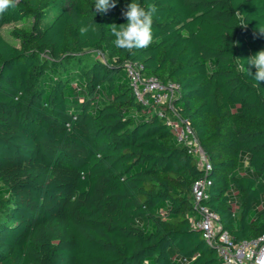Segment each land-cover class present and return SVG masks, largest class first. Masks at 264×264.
<instances>
[{
	"label": "trees",
	"instance_id": "1",
	"mask_svg": "<svg viewBox=\"0 0 264 264\" xmlns=\"http://www.w3.org/2000/svg\"><path fill=\"white\" fill-rule=\"evenodd\" d=\"M94 2L18 0L0 15V264H224L191 221L205 169L170 107L147 115L125 62L179 84L174 107L211 164L202 203L234 241L257 238L264 82L236 58L247 69L264 49V0H135L157 11L152 43L133 53L108 27L127 23L132 0L93 18ZM92 19L99 32L81 36ZM100 47L106 59L85 57Z\"/></svg>",
	"mask_w": 264,
	"mask_h": 264
},
{
	"label": "built area",
	"instance_id": "2",
	"mask_svg": "<svg viewBox=\"0 0 264 264\" xmlns=\"http://www.w3.org/2000/svg\"><path fill=\"white\" fill-rule=\"evenodd\" d=\"M125 68L141 104L155 106L160 115L165 114L166 107L171 108L177 117L167 115L166 123L172 128L177 140L189 146L200 161V166L205 169L204 175L193 183V201L198 209L197 214L191 217L193 225L202 230L206 242L216 248L224 264H264V233L251 240L236 242L227 230L222 229L218 214L202 203L211 184L208 177L211 164L189 123L179 116L174 107V101L180 94L179 84L145 76L142 64L136 61L127 60Z\"/></svg>",
	"mask_w": 264,
	"mask_h": 264
},
{
	"label": "clouds",
	"instance_id": "3",
	"mask_svg": "<svg viewBox=\"0 0 264 264\" xmlns=\"http://www.w3.org/2000/svg\"><path fill=\"white\" fill-rule=\"evenodd\" d=\"M18 0H0V15L7 11L10 7H15ZM117 0H95L92 15L93 18L97 14H106L111 9L115 8ZM157 8L153 4H148L147 7L139 2L132 0L131 3L126 4L121 11L127 23L108 25L114 39V45L117 49L125 50L133 53L134 50L146 49L153 41V15ZM99 25L90 21L88 24L81 26V36H87L89 32L96 34L99 32ZM259 33L264 35V28H259ZM238 66L241 71L255 81V86L259 87L260 82H264V49L259 50L254 55L247 58V69L244 65H239L240 58H236ZM255 69L253 73L252 69Z\"/></svg>",
	"mask_w": 264,
	"mask_h": 264
},
{
	"label": "rangeland",
	"instance_id": "4",
	"mask_svg": "<svg viewBox=\"0 0 264 264\" xmlns=\"http://www.w3.org/2000/svg\"><path fill=\"white\" fill-rule=\"evenodd\" d=\"M18 24H21V23H18ZM15 24H8V25H5L3 28H2V34L9 40L11 41L12 43H15V44H18V40L17 38L15 37V35L13 34L12 30H13V27H14ZM84 55L85 57L91 61L92 59H94L96 56H100V57H103L104 59H106L108 57V51L106 50H103L101 47L100 48H97V49H87L85 50L84 52ZM156 110L155 106H150L147 108V115H150L152 114L154 111ZM197 163L199 165H201L200 161L197 160ZM1 185V183H0ZM231 194H232V205L234 206L235 209L238 208V203H239V198L235 195V192L232 190L231 191ZM264 203V198L263 199H260L258 200L257 204H256V208L262 206Z\"/></svg>",
	"mask_w": 264,
	"mask_h": 264
}]
</instances>
